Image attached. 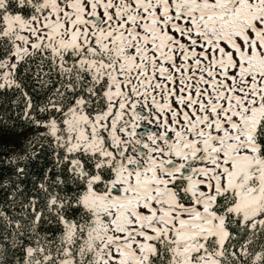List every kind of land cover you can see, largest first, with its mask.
<instances>
[{"label":"snow or ice","instance_id":"6c2138e0","mask_svg":"<svg viewBox=\"0 0 264 264\" xmlns=\"http://www.w3.org/2000/svg\"><path fill=\"white\" fill-rule=\"evenodd\" d=\"M0 161V264H264V0H0Z\"/></svg>","mask_w":264,"mask_h":264},{"label":"trees","instance_id":"16d2710c","mask_svg":"<svg viewBox=\"0 0 264 264\" xmlns=\"http://www.w3.org/2000/svg\"><path fill=\"white\" fill-rule=\"evenodd\" d=\"M21 137L20 136H13V137H8L5 136L4 138V143L6 145H9L10 147H16L19 148V141H20ZM9 153L8 152H4L3 155L7 156ZM45 162L43 160L39 161L40 166H43ZM0 164H2V161H0Z\"/></svg>","mask_w":264,"mask_h":264}]
</instances>
